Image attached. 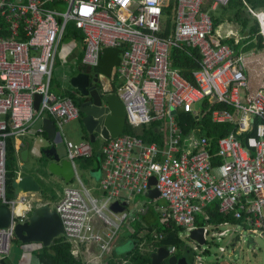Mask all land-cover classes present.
Segmentation results:
<instances>
[{"label": "built area", "instance_id": "obj_1", "mask_svg": "<svg viewBox=\"0 0 264 264\" xmlns=\"http://www.w3.org/2000/svg\"><path fill=\"white\" fill-rule=\"evenodd\" d=\"M230 1L0 0V205L11 210V223L0 227V262L8 257L15 225L29 216L35 197L7 198V141L29 133L41 141V130L32 126L43 118L51 119L55 128L79 118L72 101L50 88L56 50L68 25L81 34L80 39L71 38L81 46L78 64L93 69L105 48L119 51L113 94L125 110V127L136 131L161 122L164 129L162 145L144 140L138 132H125V127L105 139L98 195L82 184L75 169L78 158L91 156V143L62 141L77 186H67L58 200L44 204L59 216L71 254L81 255L83 264H107L130 219L132 198L149 189L166 204L162 225L172 222L184 235L201 227L198 216L208 221L205 209L216 204L218 214L236 222L218 227L238 225L264 240V69L255 91L245 71L249 57L257 58L255 50H262L264 61V8H247L258 22L257 34L248 38L237 21L224 18L214 25L212 14ZM258 34L261 49L256 47ZM183 47L199 54L193 84L172 59V52ZM71 54L66 60L77 56ZM214 105L220 107L212 109ZM203 109L211 123L231 125L232 131L215 142L199 127L182 135L178 112L199 120ZM152 176L155 185L150 186ZM115 202L125 203L126 210L111 211ZM20 204L25 209L18 213ZM195 260L203 264L199 257ZM116 264L129 263L120 259Z\"/></svg>", "mask_w": 264, "mask_h": 264}, {"label": "water", "instance_id": "obj_2", "mask_svg": "<svg viewBox=\"0 0 264 264\" xmlns=\"http://www.w3.org/2000/svg\"><path fill=\"white\" fill-rule=\"evenodd\" d=\"M76 55L77 51L74 50L70 58ZM96 68L90 69L78 64L74 70L75 73L68 79L67 85L70 93L77 98L76 107L79 113V122H81L83 133L87 135L91 143L99 137L108 139L121 134L124 131L126 116L123 105L115 94L104 91ZM38 101L39 95H35V108ZM172 114L174 115L176 112L172 111ZM32 128L40 129L44 134L43 140L47 142L45 148L39 149V158L34 163L35 169H40L42 174L51 173L68 185L74 178V168L71 161L65 157L62 139L56 131L54 122L51 119L43 118L37 120ZM36 176H38V180H34L33 176L27 173L20 178V172H15L17 180H13L11 185L13 197L16 198L21 194H42L39 181L44 180V174ZM149 184L150 186L155 185L154 176L150 178ZM144 197L156 200L159 199V194L155 189H149ZM110 209L114 213H120L126 210V204L115 202L110 205ZM10 223L11 210L7 206L0 205V227H6ZM14 234L22 245L40 243L41 246H48L54 239L62 236L63 227L59 216L49 205L34 207L32 203L29 216L22 223L15 225ZM203 234L204 229L199 227L191 230L186 238L194 244L202 246L205 243ZM149 259L150 264H161L163 261H166L167 264H187L184 258L169 255L164 247L153 249ZM1 263L5 264V260L2 259Z\"/></svg>", "mask_w": 264, "mask_h": 264}, {"label": "trees", "instance_id": "obj_3", "mask_svg": "<svg viewBox=\"0 0 264 264\" xmlns=\"http://www.w3.org/2000/svg\"><path fill=\"white\" fill-rule=\"evenodd\" d=\"M247 8L259 9L264 8V0H231L226 7L217 10L216 13L212 14V19L214 25L220 23L224 18L229 21H237L240 25L241 32L248 35V38H252L257 34L258 22L247 12ZM170 6L164 9L166 15L169 13ZM65 37L80 39L81 34L79 31L75 30L72 25H69L65 32ZM262 37L260 34L257 35V48H262L261 43ZM253 43L249 44L247 47H251ZM246 47V48H247ZM172 59L174 65L179 68L182 76L191 84H193L192 71L198 67L199 54L197 51L188 48L175 49L172 52ZM52 89V87H51ZM57 95V94H56ZM58 97H67L72 102L74 97L72 94L67 92L63 94H58ZM73 99V100H72ZM219 106H213L214 108H219ZM177 121L182 128V135L189 133L190 129L193 127H199L203 135L208 138H212L214 142L217 138L227 135L232 131V126L228 124H213L210 122L208 112L203 109V115L199 120H194V117L178 112ZM183 123H186V127H183ZM125 132L136 133L138 132L140 136L146 141H155L159 145H162L164 139V129L161 122H154L149 126L141 127L140 129L134 131L125 127ZM44 136V134L42 133ZM87 139V138H86ZM102 151L92 148V154L89 157H80L77 160L81 166L90 168L92 172H97L101 168L102 163ZM43 163V162H41ZM6 190L8 194L12 195L11 185L15 179V152L11 140L7 141V152H6ZM73 183V181L71 182ZM10 199V198H9ZM54 200L53 202H55ZM216 204H212L206 207L205 211L209 216L208 221L200 216L197 217V225L205 226L207 223L220 224L223 222L234 223V220L230 216H223L218 214L216 211ZM156 223L149 228V233L143 237H139V229H136L134 234L131 235L132 249L125 252L124 254L107 259V264H116L115 259L119 257L126 260L129 264H145L149 259L148 253H142L139 249V244L144 240L149 245L151 241L154 246L171 247L173 249V255L176 258L184 257L187 264H192L194 254L193 251L185 246L183 242L178 238L179 232L182 231L181 228L175 226L172 222H168L166 226L160 224L159 215H155ZM155 231L157 234L156 239L150 236V232ZM71 245L67 243L62 236L54 239L48 246H42L40 250L37 251V256L43 264H83L80 259L75 258L71 252ZM206 252V251H205ZM149 261V260H148Z\"/></svg>", "mask_w": 264, "mask_h": 264}, {"label": "rangeland", "instance_id": "obj_4", "mask_svg": "<svg viewBox=\"0 0 264 264\" xmlns=\"http://www.w3.org/2000/svg\"><path fill=\"white\" fill-rule=\"evenodd\" d=\"M75 49L79 52L78 56L70 61H66V58ZM245 51L246 53L250 52V47H247ZM80 56V44L73 39L64 36L57 47L53 63L51 76V87L53 90L57 91L59 87L68 89V79L75 73L74 70L79 63ZM249 66L246 67L245 71L247 72L250 90L252 91L257 87V79H255V77L253 78L254 73L249 71ZM72 103L76 106L74 100ZM56 131L63 141H70L73 144H79L83 141L81 122H79L78 119L62 124L59 128H56ZM36 144L40 148H45L47 146V142L44 140L41 143ZM92 144H95L98 148H102L103 139L98 138L97 141ZM76 163L78 165L81 182L89 181L91 175L87 170L88 168L81 166L78 160H76ZM43 174L44 180L39 181L42 195L44 200L48 204H51L54 200H57L62 196L64 189L71 183L66 185L51 173L47 172ZM90 181L92 182L93 180ZM75 182L76 179L71 185ZM7 197L10 198L8 191ZM131 201L132 202L128 206L127 211L130 218H134L137 210L141 209L148 201L145 200L143 196H135ZM158 203L163 204L165 202L159 199ZM35 204H37V202L33 201V205ZM128 221L129 219L127 222ZM129 223H131L133 230H136L133 222L129 221ZM128 232V229L122 227L120 230V239L118 240V235L114 243V245L116 244L114 248L115 250L122 247V244L119 241L124 243V241L127 240ZM148 233L149 232H146V234ZM142 235H144V232H140L139 236ZM155 235H157L156 232H150L151 237H154ZM178 237L185 246L194 251L195 256L199 257L203 264H226L225 262L229 261H233L235 264H264V240L257 234H251L238 225L220 226L218 229L208 227L206 243L203 246L192 245L182 231L179 232ZM40 248L41 244L39 243L22 245L15 237L12 240L9 255L6 257L7 264H40L36 256V250H39ZM195 263H197V260L194 259L192 264ZM161 264L167 263L166 261H163Z\"/></svg>", "mask_w": 264, "mask_h": 264}, {"label": "crops", "instance_id": "obj_5", "mask_svg": "<svg viewBox=\"0 0 264 264\" xmlns=\"http://www.w3.org/2000/svg\"><path fill=\"white\" fill-rule=\"evenodd\" d=\"M261 9H263V8H259V9H256V10H261ZM255 51H257V52H255V54L258 53L255 56L258 59L254 58V57H249L251 62H249L247 67L250 65L249 66L250 67L249 71L254 73L253 74V78L255 77V79H257V87H256V89H258L259 86H260V82H261L260 81L261 74H262V71L264 69V61L261 59V57L263 56V54H262L263 52H260V51H262V50H259V51L255 50ZM78 54H79V52L77 50V56H78ZM118 61H119V52L116 49L106 48V49H104V51H103V53L101 55V58H100L99 65L96 68L98 76L100 78V83L103 86L104 91L105 92H109L111 94H113V91H114V89H116V86H117V83H118L117 80L113 79L114 78L115 67L118 64ZM50 85H51V82H50ZM50 88H51V86H50ZM256 89H254L252 91H255ZM51 91L54 94H57V95L58 94H63L65 92L71 94L68 89L63 88V87H59V89L57 91H55L53 89H51ZM78 121H79V119H78ZM81 131L83 133L82 127H81ZM40 136H41V138L43 140L44 136L42 135V133L40 134ZM86 138H87V135L85 133H83V141L82 142H85L86 140L89 141V139L88 138L86 139ZM104 140L105 139H103V143H104ZM11 141H12L14 152H15V170H14V172H18L19 171L20 172V178H21V176H24L27 173V174L32 175L34 180H38V176H36V175L39 174L40 176H43V174L40 171V169L36 170L35 169L36 166L34 165V163L39 158V149H40V147H38L36 143H41L42 141H39L38 138H37V135H34L32 133H29L28 135H26L24 137H21V138L13 139ZM95 142H92V143H95ZM92 143H91L92 148H95L97 150L99 149V150L102 151V148H98L95 144H92ZM62 144H63V151H64V154H65L64 143H62ZM75 169H76V172H77L78 179L81 181L78 165H77L76 162H75ZM87 170L90 172V175H91V179L90 180H93V181L91 182L89 180L87 182H82V184L84 186H86L87 188L91 189L93 194L98 195L99 194V183H100V180L102 178V170H101V168L97 172H92L90 168H88ZM75 179L76 178H75V175H74V178L70 181V183L72 181H74ZM14 180H17V179L15 178ZM71 184L68 185V186H77V180H76V182L73 185H71ZM34 196H35L34 197V201L37 202V199H40V200H38L37 204L33 205L34 207L38 206L40 203H43V204L47 203L44 200L42 194H38V195H34ZM143 198L148 201L147 204H144L145 206L142 207L143 211L141 213L135 214V217L134 218H130L129 221L133 222V224L135 226L134 227L135 229H139V234H140V232H144V235H146V232L149 231V228L156 223L155 215H157V216L159 215L160 220H161V209L166 208V204L165 203L159 204L158 203L159 199L149 200V199L145 198L144 196H143ZM10 199H15L13 197V191H12V195H11ZM160 205H162V206H160ZM24 209H25V206L20 204L16 208V211L18 213H21L22 211H24ZM230 218L233 221V218L232 217H230ZM129 221L126 222L125 225L122 226L123 228L128 229V231H129L128 232V236H127V240H125L124 243L122 241H119L122 244V247L117 249V250H115L114 249L115 246H114V248L112 250V253H111V255L109 257H112L113 254H115V256L113 255V257L120 256V255L124 254L125 252L130 251L132 249L133 245H132V240H131L130 236L134 234L135 230H133V227H131V223H129ZM235 223L236 222L234 221V223H231V224H235ZM160 224L162 225L161 221H160ZM209 225L218 227L219 224L207 223L205 226H201V227L203 229L206 228V231L208 232ZM164 226H166V225H164ZM152 232H155V231H152ZM182 232H183V230H182ZM207 232H206L205 235L203 234L204 235V239H205V243H206ZM144 235H142V236H144ZM139 237H141V236H139ZM158 237H157V235H155L154 239H156ZM185 237H187V235H185ZM119 239H120V234H119L118 240ZM118 240H117V242H118ZM152 243L153 242L151 241V243L149 245H147L148 243L144 240L143 242H141L139 244L140 252L148 253L149 254L148 258L150 256L151 252L153 251V249L158 248V247H162V246H154ZM190 243H192V245H194V246H199L197 244H194L192 241H190ZM41 248H42V246H41ZM71 249H72V246H71ZM71 249H70V252H71ZM165 249H167L169 255H173V249L171 247H167ZM37 251L38 250H36V256H37ZM193 254H194V251H193ZM195 257H197V256H195V254H194L193 261H194ZM77 258L80 259L81 262H83V259H82L81 255L78 256ZM180 258H184V257H180ZM37 259L39 260V262L41 264L42 262L38 258V256H37ZM120 259L121 258L119 257L118 259H115V261H117V263H119ZM4 260H5V264H7L6 259H4ZM148 260L145 263H150V259H148ZM193 261H192V263H193ZM0 264H2V263L0 262Z\"/></svg>", "mask_w": 264, "mask_h": 264}, {"label": "flooded vegetation", "instance_id": "obj_6", "mask_svg": "<svg viewBox=\"0 0 264 264\" xmlns=\"http://www.w3.org/2000/svg\"><path fill=\"white\" fill-rule=\"evenodd\" d=\"M74 97V101L76 102L77 101V98L75 97V96H73ZM79 119V118H78Z\"/></svg>", "mask_w": 264, "mask_h": 264}]
</instances>
